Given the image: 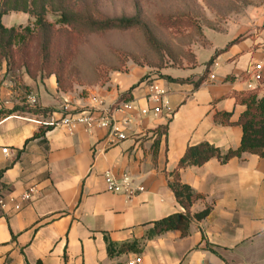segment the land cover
I'll list each match as a JSON object with an SVG mask.
<instances>
[{
	"label": "crops",
	"instance_id": "crops-1",
	"mask_svg": "<svg viewBox=\"0 0 264 264\" xmlns=\"http://www.w3.org/2000/svg\"><path fill=\"white\" fill-rule=\"evenodd\" d=\"M259 26L247 27L243 37L231 29L214 55L198 60L199 70L129 65L102 86L70 92L60 91L51 76L42 86L29 85L32 92L24 97L1 87L0 191L14 198L32 187L37 192L20 212L0 209V264H127L136 257L143 264H264V155L182 169L181 182L202 196L191 213L208 207L211 213L193 222L186 237L179 231L151 237L155 222L185 213L170 183L188 147L208 143L225 153L240 146L243 132L236 123L245 107L237 99L264 97V81L257 93L247 88L248 72L264 61V13ZM153 83L167 91L171 113L141 114L152 107ZM129 91L134 110L119 116L126 118L121 143L111 145L104 129L79 127L70 134L54 126L64 107L99 110L101 100L105 109ZM32 98L51 112H27ZM217 113L232 114L233 125L216 122ZM42 126L52 129L32 140ZM108 174L117 181L126 175L144 191L131 198L113 193ZM107 240L125 251L110 256Z\"/></svg>",
	"mask_w": 264,
	"mask_h": 264
},
{
	"label": "rangeland",
	"instance_id": "rangeland-1",
	"mask_svg": "<svg viewBox=\"0 0 264 264\" xmlns=\"http://www.w3.org/2000/svg\"><path fill=\"white\" fill-rule=\"evenodd\" d=\"M45 5L44 29H36L35 18L23 12L1 20L19 33L25 27L34 30L25 44L12 47L10 60L0 51V88L9 86L22 97L32 92L29 85L42 86L51 76L58 88L70 92L102 86L129 65L153 72L199 70L198 60L204 63L207 55H214L213 47L231 29L241 37L247 27L259 30L264 13V0H45ZM64 9L83 19L138 17L142 27L89 33L83 22L57 25V11Z\"/></svg>",
	"mask_w": 264,
	"mask_h": 264
},
{
	"label": "trees",
	"instance_id": "trees-1",
	"mask_svg": "<svg viewBox=\"0 0 264 264\" xmlns=\"http://www.w3.org/2000/svg\"><path fill=\"white\" fill-rule=\"evenodd\" d=\"M11 12H23L35 18V28L44 29L48 26L45 21L47 7L45 0H0V51L5 58L10 60V50L13 46L23 45L27 39L34 34V30L30 27L22 28V33H19L14 27L6 28L1 20L4 16ZM60 13L56 21L57 25L75 27L79 22H83L84 28L89 33H104L112 31H128L132 29H140L142 22L138 17L133 18H107L102 20H93L91 18L79 17L67 9L58 10ZM239 37L235 43L239 42ZM219 52L206 64L207 70L213 64ZM169 79V78H168ZM172 80V79H169ZM134 87L131 89V91ZM60 91L67 92L65 88L59 87ZM123 94L119 101H128L130 93ZM118 101V102H119ZM237 101L245 107L240 119L236 125L240 126L243 132L240 146L236 150L222 152L220 149L208 143H202L195 146H189L185 155L178 165V169L171 175L173 181L170 183V188L173 191L177 202L184 208L185 213L173 214L154 223L151 237L163 235L171 231H179L183 236H188L190 226L193 222L202 221L211 213V208H206L204 211L192 214L191 208L193 204L202 199V196L197 194L190 186L185 185L180 180V171L189 167H201L212 159H217L221 164H226L235 158H242L244 154H250L262 157L264 155V97L259 98L256 94L250 93L237 99ZM27 112L33 114H47L51 111L43 110L39 107L26 108ZM14 111H8L7 114H12ZM232 114L217 113L215 121L223 125H233L231 122ZM52 129L51 126H42L32 140L38 139L45 135L46 132ZM108 251L110 256L115 252L125 251V247H120L115 250V244L107 240Z\"/></svg>",
	"mask_w": 264,
	"mask_h": 264
},
{
	"label": "built area",
	"instance_id": "built-area-1",
	"mask_svg": "<svg viewBox=\"0 0 264 264\" xmlns=\"http://www.w3.org/2000/svg\"><path fill=\"white\" fill-rule=\"evenodd\" d=\"M249 82L247 88L251 92L257 93L264 81V61L255 63L252 69L248 72ZM167 91L161 86L153 83L149 85L148 102L152 107L143 109L142 115H147L149 112L160 114L163 110L168 113L172 112V109L165 102ZM36 100L30 99V105L33 108L36 107ZM99 110H89L83 112L69 111L68 107H64L66 113L54 126L65 129L68 133L72 134L74 131L83 127L87 131L92 129H104L107 133V139L111 145H116L127 139V136L123 130V125L126 123V118L120 120L119 116H125L134 110V106L129 101H117L113 106L104 109V102L97 100ZM8 149H4L3 153L7 154ZM105 183L107 188L113 193L125 192L126 195L131 198L138 192H143V187H133L129 180V177L124 175L121 181H117L111 175H106ZM37 192L35 187L28 189L19 198L6 197L0 191V209L7 211L10 207L15 212H20L25 204H29L33 201V198ZM115 264V263H114ZM117 264V263H116ZM127 264H143L141 257H136Z\"/></svg>",
	"mask_w": 264,
	"mask_h": 264
}]
</instances>
